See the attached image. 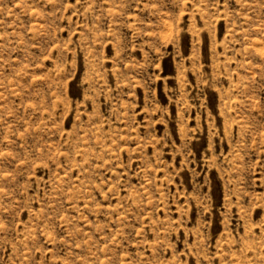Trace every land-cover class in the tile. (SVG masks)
<instances>
[{
  "label": "rangeland",
  "instance_id": "obj_1",
  "mask_svg": "<svg viewBox=\"0 0 264 264\" xmlns=\"http://www.w3.org/2000/svg\"><path fill=\"white\" fill-rule=\"evenodd\" d=\"M0 264H264V0H0Z\"/></svg>",
  "mask_w": 264,
  "mask_h": 264
}]
</instances>
